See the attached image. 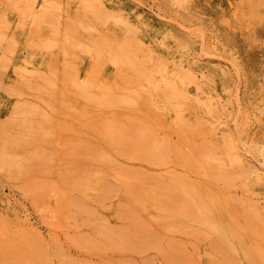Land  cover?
I'll return each instance as SVG.
<instances>
[{
	"label": "rangeland",
	"instance_id": "obj_1",
	"mask_svg": "<svg viewBox=\"0 0 264 264\" xmlns=\"http://www.w3.org/2000/svg\"><path fill=\"white\" fill-rule=\"evenodd\" d=\"M29 1L0 0V264H264V0H95L134 24L136 32L126 35L144 45L137 54L164 67L186 91V98L168 97L164 115L115 106L110 98L108 107L97 106L79 98L72 82L64 91V61L79 65L85 79L98 72L96 55H64L53 16L46 14L39 24L36 16L58 2L61 32L69 27L76 35L86 32L90 16L81 14L78 0H34L38 9ZM43 39L57 43L45 48ZM102 49L109 58L112 48ZM111 63L94 81L117 94L121 87L136 88V73ZM21 66L39 74L22 72ZM160 91L167 95L168 89ZM109 127L148 130L160 151L141 153L133 141H115ZM182 182L200 190L206 215L180 214L181 201L170 186Z\"/></svg>",
	"mask_w": 264,
	"mask_h": 264
},
{
	"label": "bare ground",
	"instance_id": "obj_2",
	"mask_svg": "<svg viewBox=\"0 0 264 264\" xmlns=\"http://www.w3.org/2000/svg\"><path fill=\"white\" fill-rule=\"evenodd\" d=\"M8 1V0H7ZM46 2H49V3H51V1L52 0H45ZM79 1V6H78V8H81L82 9V11H81V14H83V15H86V14H89L88 16H90L89 17V19L87 20V24H86V32H81V33H79V34H74L73 33V31H72V29L71 28H69L68 27V30L67 31H64V32H61V30H60V27H61V20H60V16H59V14L57 13V11H59L60 9H61V7H60V4L57 2V3H51L48 7H44V9H43V11L41 12H38L39 14L36 16L37 17V22L39 21V20H41V19H44L43 17L46 15V14H51V16H53L52 17V19H55V21H51V24L53 25L52 27H53V29H54V31H55V35L57 36V35H60V34H62L61 36L63 37V43H62V47H64V55H66V54H69L70 56H76V58H79V55L80 54H82L81 52H87V53H92V54H95L96 56H94L95 58V60H96V63L95 64H97L98 66V72L97 73H99V71H102V69L105 67V66H107V65H105V64H107V60H111L114 64H115V66H118V65H122V66H120V68L121 69H126V70H129V71H131L133 74H135V76L136 77H138L137 78V80H136V83L138 84L137 86H136V88H134L133 90L131 89H127V88H125V87H121L122 88V90H124L123 91V93H121V94H117L116 92H114V90L110 87V86H108L107 84H105L104 82L103 83H101L102 85H100L99 83H97V82H95L94 81V79H97L96 77V75H98L97 73H94L95 71H91L92 73H90V74H87V78H85V79H81L80 78V72H79V65H75L73 62H72V60L71 59H69L70 60V62H67V61H64V68L66 67V66H69V68H65V71L62 73V75H63V90H64V88L66 87V84H67V82H72L73 83V86H75L76 88H77V92L75 93L79 98H82L83 100H86V101H88V102H90V103H93V104H96L97 106H104L105 108L106 107H108L109 106V104H108V99L110 98V99H113L112 101H113V105H115V106H117L118 104H120V105H118V106H122V105H126V106H133V108L134 107H143V108H145L146 110H148L150 113H152V114H156V115H164L165 113V110L167 111V109L169 108L168 107V103H169V100L171 99V98H168V97H173V96H177V94H179V95H181V93H183V97L184 98H186L187 96H186V91L185 90H183L182 88H180V87H178V86H176L175 84H174V82H175V77H172V76H167L165 73H164V71H165V69H164V67H161L160 65H152V64H147L137 53L138 52H136V50H141V49H143L142 48V46H144L143 44H141V43H139L140 45H136V44H134V43H132V41H131V38L129 37V36H127L126 34H129V33H133L134 31L136 32V26H134V24H132L130 21H128V20H126V19H123L122 17H120L119 16V14L118 13H115V11H113V10H111V9H109V8H107L104 4H103V2H95V0H78ZM133 1H135V0H133ZM241 2H243V0H241ZM5 3H7V2H5ZM11 3V2H10ZM138 3V2H137ZM62 4V3H61ZM40 5L39 4H36L35 5V1L33 0H30L29 1V7H31V8H34V9H38V7H39ZM14 7V6H13ZM21 10V9H20ZM77 10H79V9H77ZM22 11H23V9H22ZM139 11V10H138ZM160 11V10H159ZM61 12V11H60ZM20 13V12H19ZM22 13V12H21ZM65 13V12H64ZM154 13V12H153ZM28 14H29V12H28ZM136 14H138L141 18H144L145 20H146V15L140 10L139 12H136ZM155 15V14H154ZM157 15V14H156ZM46 18V17H45ZM162 19V18H161ZM35 20V19H34ZM165 20V19H164ZM167 21V20H166ZM97 22H100V25H101V29H103V30H99L98 28H97ZM1 23V22H0ZM147 23V22H146ZM35 24H36V22H35ZM37 24H39V22L37 23ZM45 24V23H44ZM83 24V23H82ZM5 25V24H4ZM109 25V26H108ZM36 26H38V25H36ZM178 26V25H177ZM6 27V26H5ZM125 27V28H124ZM179 27V26H178ZM180 28V27H179ZM181 29H182V27H181ZM184 29V28H183ZM196 29V28H195ZM186 30V29H185ZM184 30V31H185ZM72 31V32H71ZM203 31V30H202ZM197 32H199V31H197ZM205 32V31H204ZM190 33V32H189ZM199 34H201V33H199ZM6 36V35H5ZM124 36H126V37H124ZM198 36V35H197ZM6 38V37H5ZM11 38V37H10ZM201 38V37H200ZM4 39V38H3ZM13 39V38H12ZM202 39V38H201ZM204 39V38H203ZM10 41H12L11 39H9ZM136 41H137V39H135ZM4 41H5V39H4ZM4 41H1V42H4ZM9 41V42H10ZM204 41V40H203ZM57 43V41H53V40H49V39H43V41H42V46L43 47H45V48H51V47H53L55 44ZM10 44V43H9ZM40 45V44H39ZM39 45H36L37 47H39ZM206 45V44H205ZM8 46V45H7ZM137 46V47H136ZM8 47H11V45H9ZM8 47L7 48H5V50L6 49H8ZM107 47H109V49L110 48H112L113 49V51H112V49H111V56L109 57V58H107V53L108 52H105V51H103V49L101 50V48H107ZM202 47V46H201ZM2 48V47H1ZM0 48V49H1ZM67 48H68V50H67ZM132 48V49H131ZM202 49V48H201ZM203 50V49H202ZM8 51V50H7ZM78 51H81V52H79L80 54H77L76 52H78ZM3 52L5 53V51L3 50ZM2 52V53H3ZM202 52V51H201ZM200 52V53H201ZM140 53H142V52H140ZM145 53V52H144ZM6 54H7V52H6ZM143 54V53H142ZM2 56V55H1ZM0 56V57H1ZM4 56V55H3ZM67 56V55H66ZM97 56H99V57H97ZM143 56V55H142ZM158 56V55H157ZM201 56V55H200ZM206 56V55H205ZM146 57V56H145ZM199 57V56H198ZM213 57V56H212ZM2 58V57H1ZM144 58V57H143ZM199 58H201V57H199ZM218 58V57H217ZM3 59V58H2ZM1 59V60H2ZM213 59H216V58H213ZM212 59V60H213ZM220 59V58H219ZM0 60V61H1ZM222 60V59H221ZM8 61V60H7ZM92 62H94L93 60H92ZM98 62V63H97ZM148 62V61H147ZM227 62H229V61H227ZM72 63V64H71ZM90 63V62H89ZM113 63H111V64H113ZM28 64V63H27ZM113 64V65H114ZM231 64V63H230ZM229 64V65H230ZM233 65V64H232ZM5 68H6V66H5ZM5 68H3V70H5ZM93 68H94V66H93ZM237 68V67H236ZM235 68V69H236ZM20 71H22V72H26V73H33V74H39V73H37V72H35V71H29L25 66H21V67H19L18 68ZM88 69V68H87ZM233 69H234V66H233ZM234 69V70H235ZM2 70V71H3ZM51 70V69H50ZM96 70V69H95ZM237 71V70H236ZM103 72V71H102ZM235 72V71H234ZM12 73V72H11ZM60 73V72H59ZM58 73V70L57 69H55V70H53V76L54 77H56L57 76V74H59ZM194 73V72H193ZM236 73V72H235ZM69 74L71 75V76H69ZM9 75V74H8ZM21 75V74H20ZM45 75V74H44ZM131 75V74H130ZM236 75H237V73H236ZM99 76V75H98ZM134 76V77H135ZM192 76V74H189V77H188V74H187V76L185 77V78H190V80L191 81H193V76ZM239 75H237V77H238ZM100 77V76H99ZM180 77V76H179ZM240 78V77H239ZM6 79V78H5ZM45 81H47V83L49 82L50 83V81H51V79L50 78H43ZM99 79V78H98ZM56 80V79H55ZM181 80V79H180ZM22 81H23V79H22ZM53 82V81H52ZM51 82V83H52ZM135 82V81H134ZM55 83V82H54ZM56 83H57V81H56ZM146 84H150L151 85V87H148ZM238 84V83H237ZM53 85V84H52ZM40 86H42V85H40ZM47 86V85H46ZM139 86V87H138ZM191 86V85H190ZM240 86V85H239ZM60 87V86H59ZM39 88V87H38ZM56 88V87H55ZM75 88V89H76ZM162 88H164V89H168V91H166L167 92V95H161V96H159V94L161 93V91L160 90H162ZM51 89V88H50ZM15 90V89H14ZM48 90H49V88H48ZM119 90V89H118ZM6 91V90H5ZM12 91V90H11ZM31 91V90H30ZM65 91V90H64ZM64 91H62V92H64ZM98 91L99 92H101V93H98ZM127 91V93H124V92H126ZM239 91V90H238ZM241 91V90H240ZM10 92V91H9ZM129 92H133V94L132 93H129ZM15 93V92H14ZM236 93V92H235ZM23 94V93H22ZM100 94H102V95H100ZM239 94V93H238ZM26 95V94H25ZM56 95V94H55ZM236 95V94H235ZM69 96V95H68ZM237 96H239V95H237ZM20 98H21V96H20ZM108 101V102H107ZM261 101V100H260ZM238 103V102H237ZM171 104V103H170ZM239 104V103H238ZM31 105H33V104H31ZM30 105V103H29V106L28 107H30L31 106ZM65 105V104H64ZM212 105V104H211ZM237 105V104H236ZM26 106V105H25ZM63 106V105H62ZM27 107V106H26ZM239 107V106H238ZM241 107V106H240ZM17 108H19V107H17ZM33 108V107H32ZM31 108V109H32ZM38 108V107H37ZM36 108V109H37ZM115 108V107H114ZM212 108H213V106H212ZM256 108H258V107H256ZM210 109V111L212 112V109L211 108H209ZM20 110V109H19ZM238 110H239V108H238ZM33 111H35V109L33 110ZM37 111V110H36ZM74 111H76V109L74 110ZM98 111H100V110H98ZM32 112V111H31ZM237 112H239V111H237ZM32 113H35V112H32ZM112 113H114V112H112ZM115 113H116V111H115ZM107 114V116L109 117V116H111V112H107L106 113ZM237 114V113H236ZM28 115V114H27ZM46 115V114H45ZM76 115V114H75ZM42 116V115H41ZM88 116V115H87ZM238 116V115H237ZM236 116V117H237ZM14 117V116H13ZM44 117H47V116H44ZM43 117V118H44ZM86 117V116H85ZM69 118V117H68ZM127 118V117H126ZM125 118V119H126ZM48 119H50V118H48ZM52 119V118H51ZM109 120H111V119H109ZM127 120V119H126ZM136 120V119H135ZM236 120H237V118H236ZM235 120V121H236ZM239 120H241V119H239ZM64 121V120H63ZM67 121V120H66ZM33 122V121H32ZM65 122V121H64ZM100 122V121H99ZM246 122V121H245ZM24 123H26L25 122V120H24ZM237 123V122H236ZM138 124V123H137ZM213 124H215V123H213ZM158 125V124H157ZM1 126V125H0ZM241 126V125H240ZM2 127H3V125H2ZM54 127V126H53ZM61 127V126H60ZM59 127V128H60ZM66 126H63V128H65ZM213 127V126H212ZM21 128V127H20ZM26 128V127H25ZM67 128V127H66ZM68 128H69V126H68ZM72 128V127H71ZM146 128V127H145ZM215 128H216V126H215ZM227 128V127H226ZM240 128V127H239ZM3 128H1V130H2ZM143 129V128H142ZM7 130V129H6ZM11 130V129H10ZM66 130V129H65ZM70 130V129H69ZM109 130H110V138H112L113 140H115V141H124V140H130V141H133V143H131L133 146H134V148L137 150V151H142L143 149H146V150H151V152L153 153V154H157L160 150V146H159V144L158 143H160L156 138H153V137H150V133H149V131L148 130H144L143 129V131L142 130H138V131H136V130H125V129H123V128H116V127H109ZM219 130V129H218ZM242 130V129H241ZM8 131V130H7ZM71 131V130H70ZM237 131H238V128H237ZM236 131V132H237ZM27 132V131H26ZM30 132V131H29ZM218 132V131H217ZM2 133V132H1ZM32 133V132H31ZM78 133V132H77ZM5 134V133H4ZM49 134V133H48ZM79 134V133H78ZM81 134V133H80ZM161 134V133H160ZM239 134H240V132H239ZM104 135V134H103ZM153 135H154V132H153ZM40 136V135H39ZM155 136H157V134L155 135ZM30 137V136H29ZM29 137H27V138H29ZM33 137V136H32ZM37 137V136H36ZM35 137V138H36ZM51 138L53 137V136H50ZM158 137H159V135H158ZM175 137V136H174ZM237 137V136H236ZM239 137V136H238ZM6 138V137H5ZM37 138H39V137H37ZM36 138V139H37ZM50 138V139H51ZM160 138H163V136L162 137H160ZM185 138V137H184ZM239 138H241V137H239ZM238 138V139H239ZM10 139V138H9ZM53 139V138H52ZM51 139V140H52ZM167 140V139H166ZM170 140V139H169ZM186 140H187V138H186ZM3 141V140H2ZM160 141H162V139L160 140ZM176 141V140H175ZM194 141V140H193ZM104 142V141H103ZM108 142V141H107ZM171 142V141H170ZM169 142V143H170ZM212 142V141H211ZM241 142V141H240ZM240 142H239V144H240ZM3 143H6V145L7 144H9L7 141L5 142V141H3ZM48 143H49V141H48ZM114 143V142H113ZM192 143V142H191ZM208 143V142H207ZM242 143H244V142H242ZM58 144V143H57ZM109 144V143H108ZM135 144V145H134ZM161 144V143H160ZM163 144V143H162ZM212 144V143H211ZM6 145H5V147H3V148H6ZM10 145V144H9ZM110 145V144H109ZM130 145V144H129ZM131 145V146H132ZM195 145V144H194ZM204 145V144H203ZM242 145V144H241ZM247 145H249V144H247ZM3 146V145H2ZM117 146H119V145H117ZM130 146V147H131ZM177 146V145H176ZM243 148H244V146H242ZM254 147V146H253ZM3 148H1V149H3ZM74 148V147H73ZM118 148V147H117ZM126 148H127V146H126ZM162 148V147H161ZM165 148H167V147H165ZM175 148H177V147H175ZM194 148H195V146H194ZM206 147H204V150H206L205 149ZM57 149V148H56ZM70 149H71V146H70ZM124 149V148H123ZM122 149V150H123ZM130 149V148H129ZM178 149V148H177ZM177 149H175V150H177ZM248 151L250 150L249 148H246ZM259 149V148H258ZM6 150V149H5ZM5 150H3V151H5ZM66 150V149H65ZM77 150V149H76ZM88 150V149H87ZM119 150V149H118ZM165 149H163V151H164ZM170 150V149H169ZM198 150V149H197ZM203 150V149H202ZM201 150V151H202ZM204 150H203V152H204ZM252 150V149H251ZM7 151V150H6ZM5 151V153L4 154H6L7 152ZM58 151V150H57ZM89 151V150H88ZM210 151V150H209ZM246 151V150H245ZM260 151V150H259ZM94 152V151H93ZM165 152V151H164ZM168 152V151H167ZM172 152V151H171ZM183 152V151H182ZM199 153H201L200 152V150L198 151ZM206 152H208V149L206 150ZM212 152V151H211ZM263 152V151H262ZM1 153H2V151H1ZM132 153V152H131ZM136 153H138V152H136ZM142 153V152H141ZM209 153V152H208ZM208 153H205V154H208ZM246 153V152H245ZM249 153H250V151H249ZM261 153V152H260ZM260 153H258V154H260ZM3 154V153H2ZM57 154V153H56ZM87 154V153H86ZM133 154V153H132ZM140 154V153H139ZM169 154V153H168ZM195 154V153H194ZM210 154V153H209ZM212 154V153H211ZM247 154V153H246ZM255 154V153H254ZM82 155V154H81ZM141 155V154H140ZM167 155V154H166ZM172 155V154H171ZM183 155V154H182ZM196 155V154H195ZM263 155V154H262ZM5 156H8V154L7 155H3V157H5ZM60 156V155H59ZM95 156V155H94ZM170 156V155H169ZM177 156V155H176ZM179 156H181V155H179ZM208 156V155H207ZM18 157V156H17ZM23 157V156H22ZM99 157V156H98ZM102 157V156H101ZM100 157V158H101ZM133 157V156H132ZM137 157V156H136ZM147 157V156H146ZM148 157L150 158V156L148 155ZM195 157H197V156H195ZM209 157H211V156H209ZM0 158H1V156H0ZM56 158V157H55ZM130 158H131V156H130ZM129 158V159H130ZM140 158V157H139ZM138 158V159H139ZM153 158H154V156H153ZM166 158V157H165ZM175 158H177V157H175ZM189 158H191V156L189 157ZM193 158V157H192ZM198 158V157H197ZM208 158V157H207ZM213 158V157H212ZM2 159H5L4 160V162H6V158H2ZM8 159H10L9 158V156H8ZM32 159V158H31ZM80 159H82V158H80ZM103 159V158H102ZM106 159V158H105ZM111 159V158H110ZM135 160L137 159V158H134ZM141 159V158H140ZM188 159V158H187ZM213 159H215V158H213ZM24 160V159H23ZM78 160V159H77ZM118 160H119V158H118ZM146 160V159H145ZM154 160V159H153ZM152 160V161H153ZM166 160V159H165ZM1 161V160H0ZM40 161V160H39ZM43 161V160H42ZM76 161V160H75ZM137 161V160H136ZM140 161H143V160H140ZM151 161V160H150ZM156 162L157 161H159V160H155ZM171 161V160H170ZM173 161V160H172ZM191 161H193V160H191ZM22 162V161H21ZM24 162H25V160H24ZM24 162H22V165H24L25 163ZM27 162V164H28V161H26ZM65 162V161H64ZM101 162H103L102 160H101ZM100 162V163H101ZM112 162H113V160H112ZM138 162V161H137ZM167 162V160L165 161V163ZM24 163V164H23ZM30 163H32V161L30 160L29 161V166L31 165ZM67 163H69V161H67ZM96 163H98V161L96 162ZM201 163V162H200ZM217 163V162H216ZM261 163V162H260ZM260 163H258V164H260ZM264 163V162H263ZM26 164V165H27ZM34 164V163H33ZM101 164H103V163H101ZM106 164V163H105ZM24 166V167H27V166ZM104 165V164H103ZM113 165V164H112ZM211 165V164H210ZM219 165H223L222 163H220ZM261 165H263V164H261ZM101 166V165H100ZM203 166V165H202ZM24 167H22L21 166V169L22 168H24ZM123 167V166H122ZM32 168H33V166H32ZM107 168V167H106ZM182 168V167H181ZM215 167H213V169H214ZM221 168V167H220ZM118 169V168H117ZM125 169V168H124ZM133 169V168H132ZM225 169V168H224ZM24 170H26V169H24ZM32 170V169H31ZM74 170V169H73ZM75 170H77L76 168H75ZM90 170V169H89ZM110 170H111V168H110ZM143 170V169H142ZM141 170V171H142ZM195 170V169H194ZM85 172V177L87 176L86 175V170H84ZM137 171V170H136ZM138 171H140L139 169H138ZM213 170H211V172H212ZM73 172H75V171H73ZM93 172H95V170L93 171ZM113 172V171H112ZM144 172H146V171H142V173L141 174H143ZM204 172H206V171H204ZM216 172V171H215ZM91 173H92V171H91ZM96 173V172H95ZM95 173H94V175H95ZM133 172H131V175H133L132 174ZM202 173V172H201ZM89 174V173H88ZM93 174V173H92ZM102 174V173H101ZM128 174V173H127ZM135 174V173H134ZM222 174V173H221ZM97 175H99V174H96V176ZM129 175V174H128ZM137 176H138V174H136ZM135 175V177H137ZM143 175H145L144 177L145 178H148L147 176H146V174L144 173ZM147 175H149V174H147ZM157 175V174H156ZM174 175V174H173ZM215 175V174H214ZM213 175V176H214ZM216 175H218V174H216ZM224 175V174H223ZM222 175V176H223ZM93 175H91V178H93L92 177ZM118 176V175H117ZM191 176V175H190ZM134 177V176H133ZM193 177V176H192ZM199 177V176H198ZM203 177H204V175H203ZM87 178V177H86ZM86 178H84L85 180H86ZM96 178V177H95ZM208 178V177H207ZM222 178V177H221ZM237 178V177H236ZM241 178V177H240ZM242 178H244L245 179V177H243L242 176ZM89 178H87V180H88ZM125 179V178H124ZM137 179V178H136ZM239 179V178H238ZM238 179H235V181L236 180H238ZM247 179V178H246ZM99 180V179H98ZM103 180V179H102ZM102 180H100V181H102ZM105 180V179H104ZM103 180V181H104ZM156 180H157V178H156ZM167 180V179H166ZM181 180V179H180ZM103 181H102V183H103ZM127 181V180H126ZM132 181V180H131ZM158 181V180H157ZM223 181V180H222ZM225 181V180H224ZM228 181V180H227ZM231 181V180H230ZM239 181V180H238ZM105 182H106V180H105ZM104 182V183H105ZM179 182V181H178ZM233 182H234V180H233ZM107 183H108V181H107ZM106 183V184H107ZM127 183V182H126ZM143 183H145V182H143ZM149 185H154V183L153 184H150L151 182H150V180H149ZM148 183H145V184H147L148 185ZM168 183V182H167ZM92 184V183H91ZM110 183H108V187L109 186H112L111 184L109 185ZM134 185V184H133ZM226 185V184H225ZM107 186V185H106ZM190 186V187H189ZM47 187V186H46ZM84 187V186H83ZM102 187H104V186H102ZM114 187V186H113ZM112 187V190H114V188ZM137 187H138V189L139 188H142V186H140V184L139 185H137ZM154 187V186H153ZM111 188V187H110ZM116 188V187H115ZM229 188V187H228ZM105 189H107V187H105ZM157 189V188H156ZM166 189V188H165ZM170 189H172L171 191L172 192H174V193H176V196H177V198L179 199V200H176L175 199V201L178 203L179 201H181V203L180 204H178V207H179V205L181 206V212L182 213H180V214H183V215H186L187 217H188V215H196L195 217H197V216H202V215H204L205 213H207V211H205V208H206V202H205V200L203 199V197L201 196V194H200V190H198V188H196V187H192L191 185H187V183H183L182 182V184H177V185H172V186H170ZM85 191H86V188L84 189ZM107 190H110V189H107ZM112 190H110L112 193H113V191ZM205 190H206V188H205ZM133 191H134V189H133ZM132 191V189H131V192H133ZM144 191H146V190H144ZM129 192V191H128ZM139 192V191H138ZM147 192V191H146ZM150 192H152V191H150ZM150 192L148 193V194H150ZM154 192V191H153ZM114 193H116V195H118L117 194V191H114ZM118 193H119V189H118ZM121 193V192H120ZM155 193V192H154ZM152 194V196L154 195L155 196V194ZM100 194H102V192L100 193ZM106 194V193H105ZM130 194V193H129ZM136 194V193H135ZM107 195H108V193H107ZM123 195V194H122ZM131 195V194H130ZM144 195H147L146 193L145 194H143V196ZM151 195V194H150ZM202 195H205V194H202ZM217 195V194H216ZM132 196V195H131ZM136 196V195H135ZM134 196V197H135ZM141 195H139L138 197H140ZM156 196H158V195H156ZM165 196V195H164ZM219 196V195H218ZM217 196V197H218ZM222 196V195H221ZM103 197H105L104 195H103ZM109 197V196H108ZM107 197V198H108ZM111 197H113V195L111 196ZM110 197V198H111ZM133 197V196H132ZM137 197V196H136ZM151 197V196H150ZM159 197V196H158ZM163 197V196H162ZM161 197V198H162ZM172 197V196H171ZM207 197V196H206ZM212 197V196H211ZM110 198H109V200H110ZM140 198H142V197H140ZM144 198H146L147 200L149 199V200H151V198H147V197H144ZM103 199V198H102ZM112 199V198H111ZM160 199V198H159ZM212 199V198H211ZM99 200H101V199H99ZM108 200V201H109ZM143 200H145V199H143ZM147 200H145L146 201V203H147ZM153 200V199H152ZM168 200H170V199H168ZM218 200V199H217ZM103 201V200H102ZM102 201H101V203H102ZM112 201V200H111ZM111 201H110V203H111ZM174 201V200H173ZM219 201V200H218ZM221 201V200H220ZM100 202V201H99ZM104 202V201H103ZM106 202H107V199H106ZM150 202V201H149ZM153 202V201H152ZM151 202V203H152ZM232 202V201H231ZM156 204L155 205H157V202H155ZM73 204V203H72ZM76 205H77V203H75ZM125 204V203H124ZM150 204V203H149ZM153 204V203H152ZM175 204V203H174ZM81 205V204H80ZM119 205V204H118ZM126 205V204H125ZM124 205V207H126ZM151 205V204H150ZM165 205V204H164ZM164 205H162V208H163V206ZM74 206V205H73ZM174 206V205H173ZM83 207V206H82ZM128 207V206H127ZM153 207V206H152ZM166 206H164V208H165ZM169 207V206H168ZM175 208H176V206H174ZM155 208H156V206H155ZM174 208V209H175ZM85 209V208H84ZM128 209H130V207L128 208ZM132 209V208H131ZM161 209V208H160ZM170 209V208H169ZM161 210H163V209H161ZM176 210V209H175ZM81 211V210H80ZM174 211V210H173ZM242 211H244V210H242ZM160 212V211H159ZM179 212V211H178ZM148 214V213H147ZM172 214V213H171ZM136 215L138 216V214L136 213ZM206 215V214H205ZM177 216V215H176ZM179 216V215H178ZM182 216V215H181ZM211 216H213V215H211ZM183 217H185V216H183ZM210 217V216H209ZM190 218H193V217H190ZM208 218V217H207ZM187 219H189V218H187ZM170 220V219H169ZM146 221V220H145ZM144 221V222H145ZM166 221V220H165ZM247 221V220H246ZM258 221V220H257ZM7 222V221H6ZM147 222V221H146ZM147 223H149V222H147ZM208 226V225H207ZM230 226V225H229ZM245 226V225H244ZM165 227V226H164ZM212 227V226H211ZM235 227V226H234ZM238 227V226H237ZM166 228V227H165ZM240 228V227H239ZM248 228V227H247ZM250 228H254V227H250ZM172 228H170L169 230H171ZM218 229H219V227H218ZM221 229V228H220ZM169 230H168V232H169ZM174 230V229H173ZM191 230V229H190ZM253 230V229H252ZM167 231V230H166ZM199 231V230H198ZM243 231V230H242ZM254 231V230H253ZM164 232V231H163ZM167 232V233H168ZM178 232V231H177ZM181 232H183L182 230H181ZM256 232V231H255ZM170 233V232H169ZM168 233V234H169ZM172 233V232H171ZM170 233V234H171ZM190 233V232H189ZM193 233V232H192ZM173 234V233H172ZM178 234H180V232H178ZM185 234V233H184ZM198 234V233H197ZM199 234H200V232H199ZM199 234H198V237H199ZM241 234V233H240ZM252 234V233H251ZM175 235H176V232H175ZM194 235V234H193ZM202 235V234H201ZM204 235H205V233H204ZM204 235H202L201 237H203ZM207 235V234H206ZM186 236H188L187 235V233H186ZM185 236V237H186ZM191 236H192V234H191ZM190 236V238H192ZM196 237L195 238H197L198 239V237H197V235H195ZM209 237H210V235H208ZM233 236V235H232ZM235 236V235H234ZM195 238H193V239H195ZM200 238V237H199ZM210 239H212V238H209V240ZM201 240V239H200ZM199 240V241H200ZM205 240V239H204ZM196 241H198V240H196ZM198 241V242H199ZM206 241V240H205ZM219 243H220V241H218ZM217 242V243H218ZM200 243H201V241H200ZM198 244V243H197ZM206 244V243H205ZM202 246V245H201ZM259 252V251H258ZM198 253H199V251H198ZM249 255V254H248ZM247 259H249V258H247ZM261 261H262V259H261Z\"/></svg>",
	"mask_w": 264,
	"mask_h": 264
}]
</instances>
